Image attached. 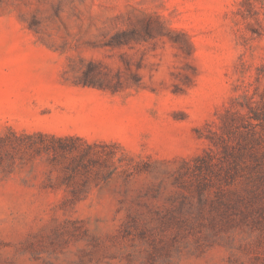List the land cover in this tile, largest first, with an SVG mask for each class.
I'll return each mask as SVG.
<instances>
[{
  "label": "rangeland",
  "instance_id": "rangeland-1",
  "mask_svg": "<svg viewBox=\"0 0 264 264\" xmlns=\"http://www.w3.org/2000/svg\"><path fill=\"white\" fill-rule=\"evenodd\" d=\"M0 264H264V0H0Z\"/></svg>",
  "mask_w": 264,
  "mask_h": 264
},
{
  "label": "trees",
  "instance_id": "trees-1",
  "mask_svg": "<svg viewBox=\"0 0 264 264\" xmlns=\"http://www.w3.org/2000/svg\"><path fill=\"white\" fill-rule=\"evenodd\" d=\"M26 138L32 140L29 146L31 155L36 157L47 156L52 163H58L59 159L65 158V142L76 140L74 137H58L52 134H46L37 132L32 135H27ZM91 145H87V149L90 150ZM67 184V182H64Z\"/></svg>",
  "mask_w": 264,
  "mask_h": 264
}]
</instances>
